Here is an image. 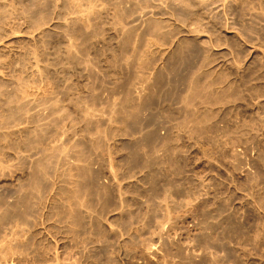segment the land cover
<instances>
[{"label": "rangeland", "instance_id": "rangeland-1", "mask_svg": "<svg viewBox=\"0 0 264 264\" xmlns=\"http://www.w3.org/2000/svg\"><path fill=\"white\" fill-rule=\"evenodd\" d=\"M75 261L264 264V0H0V264Z\"/></svg>", "mask_w": 264, "mask_h": 264}, {"label": "bare ground", "instance_id": "bare-ground-1", "mask_svg": "<svg viewBox=\"0 0 264 264\" xmlns=\"http://www.w3.org/2000/svg\"><path fill=\"white\" fill-rule=\"evenodd\" d=\"M132 157H133V156H132ZM133 160H134V159H133ZM135 162H136V161H135ZM77 195H78V196H77ZM77 195H76V196L79 197V194H77ZM75 202L77 203V200H76ZM75 202H74V203H75ZM76 203H75V206H77V205L79 206V204H78L79 202L77 203V205H76ZM78 206H77V208H78ZM75 208H76V207H75ZM75 210H76V209H75ZM77 216H78V218H79V215H78V214H77ZM78 218H77V219H78ZM78 220H80V218H79ZM75 221H77V220H75ZM79 222H80V221H79ZM79 222H78V224H79ZM76 223H77V222H76ZM82 223H83V222H82ZM80 224H81V222H80ZM80 224H79V225H80ZM83 225H85V224H83ZM80 226H81V225H80ZM84 227H85V226H84ZM79 255H80V254H79ZM89 260H90V259H89ZM89 260H88V261H89ZM75 262H77V264H78V262L81 263V261H75ZM75 264H76V263H75ZM85 264H86V263H85Z\"/></svg>", "mask_w": 264, "mask_h": 264}]
</instances>
